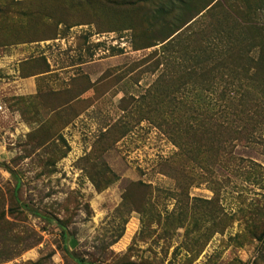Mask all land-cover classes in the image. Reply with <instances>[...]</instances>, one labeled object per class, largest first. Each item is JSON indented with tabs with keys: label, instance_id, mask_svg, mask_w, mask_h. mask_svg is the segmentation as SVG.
I'll list each match as a JSON object with an SVG mask.
<instances>
[{
	"label": "rangeland",
	"instance_id": "rangeland-1",
	"mask_svg": "<svg viewBox=\"0 0 264 264\" xmlns=\"http://www.w3.org/2000/svg\"><path fill=\"white\" fill-rule=\"evenodd\" d=\"M179 2L0 0V264H264V0ZM197 30L255 58L232 125Z\"/></svg>",
	"mask_w": 264,
	"mask_h": 264
},
{
	"label": "trees",
	"instance_id": "trees-1",
	"mask_svg": "<svg viewBox=\"0 0 264 264\" xmlns=\"http://www.w3.org/2000/svg\"><path fill=\"white\" fill-rule=\"evenodd\" d=\"M204 2L201 9L194 8L197 4L190 3V0H180L181 8L184 10L191 12L192 16L184 22L186 25L190 22L193 24V19L203 10L209 7V5L214 0H201ZM196 4V5H195ZM195 5V6H194ZM213 8L210 6L208 9ZM166 8L160 7L157 8L155 14L159 15L165 11ZM253 23L252 21L250 24ZM189 24V25H190ZM261 27V24H257ZM32 34V33H31ZM30 34V35H31ZM28 35V34H26ZM169 35L167 38L164 39L163 47L166 48L169 44L172 43L173 38ZM192 37L193 43H200L202 40V45H204V53L206 58V65L203 71L205 76V82L208 85L209 93L211 95L209 105H208V119L211 122H214L215 117L218 115H224L223 122L226 125H232L234 122H237L235 119L237 116L243 114L241 112L242 105L247 104L249 106H245V109L248 112L251 111L252 104L249 102L250 99L247 98L248 102L243 101L244 97L242 92H240L241 85H239L240 79H245L247 81L253 80L254 76L256 75V71L254 67H242L238 63L240 59H247L250 62H253L255 58L251 55V50L244 51L238 47L241 44V40L238 36H226V46L221 49H216L210 47L207 44V40L209 36L202 32L201 30L193 31L190 33ZM170 38L168 41H166ZM259 37L251 36L248 38L247 43L252 44L257 42ZM144 48H148L149 46H143ZM198 66L197 63L192 66L191 72L193 76H199L198 73ZM220 86V88H219ZM247 92V91H246ZM245 92V93H246ZM243 101V102H242ZM239 108V109H238ZM247 116V115H245ZM228 117V118H227ZM248 117V116H247ZM249 120V118H248ZM239 121V120H238ZM233 131V130H232ZM226 140L220 139V143H224Z\"/></svg>",
	"mask_w": 264,
	"mask_h": 264
},
{
	"label": "crops",
	"instance_id": "crops-1",
	"mask_svg": "<svg viewBox=\"0 0 264 264\" xmlns=\"http://www.w3.org/2000/svg\"><path fill=\"white\" fill-rule=\"evenodd\" d=\"M43 45V44H42Z\"/></svg>",
	"mask_w": 264,
	"mask_h": 264
}]
</instances>
